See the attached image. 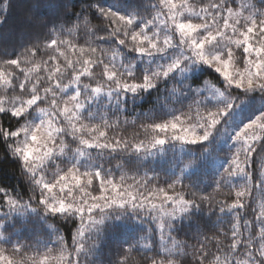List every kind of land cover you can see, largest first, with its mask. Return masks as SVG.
<instances>
[{
  "label": "snow or ice",
  "instance_id": "obj_1",
  "mask_svg": "<svg viewBox=\"0 0 264 264\" xmlns=\"http://www.w3.org/2000/svg\"><path fill=\"white\" fill-rule=\"evenodd\" d=\"M13 6L0 264H264V0Z\"/></svg>",
  "mask_w": 264,
  "mask_h": 264
},
{
  "label": "trees",
  "instance_id": "obj_2",
  "mask_svg": "<svg viewBox=\"0 0 264 264\" xmlns=\"http://www.w3.org/2000/svg\"><path fill=\"white\" fill-rule=\"evenodd\" d=\"M56 0H52V3H55ZM74 3H78V0H73ZM45 3H48V0H45ZM27 0H14V6L11 12L8 14V20L3 28V33L6 37L8 43L14 42L12 33L14 32V26L16 25L18 18L21 16L24 8L26 7ZM93 23H99V21L93 19ZM151 98L145 100L143 105L138 110H148L151 106ZM7 123V122H5ZM135 129L129 126L125 134L132 136ZM142 138L148 139L147 136L141 134ZM4 147L0 144V184L7 185L9 187H17L18 185H23V180L20 177V172L18 165L10 158H3L4 156ZM19 191L20 188L17 187Z\"/></svg>",
  "mask_w": 264,
  "mask_h": 264
}]
</instances>
